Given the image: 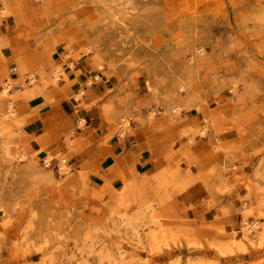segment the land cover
Returning a JSON list of instances; mask_svg holds the SVG:
<instances>
[{"label":"rangeland","instance_id":"rangeland-1","mask_svg":"<svg viewBox=\"0 0 264 264\" xmlns=\"http://www.w3.org/2000/svg\"><path fill=\"white\" fill-rule=\"evenodd\" d=\"M0 21V264H264V0H0ZM133 124L162 134L151 168L115 151Z\"/></svg>","mask_w":264,"mask_h":264},{"label":"crops","instance_id":"crops-1","mask_svg":"<svg viewBox=\"0 0 264 264\" xmlns=\"http://www.w3.org/2000/svg\"><path fill=\"white\" fill-rule=\"evenodd\" d=\"M7 23L8 21L5 23L0 21V33L2 29L7 26ZM70 89L72 92H76L77 86L74 84ZM69 106L70 105H68V108ZM86 116H91V114L88 112ZM131 130L134 132L133 136H127L122 141H119V144L115 147V151L118 152L119 156L124 159L125 163L130 168H143L144 166L146 168H151L148 166L149 164L152 165V159L155 158L158 153L165 151L166 148V146H164L162 134L159 133L154 135L150 133L147 128L139 124H133ZM38 137L39 135H34L35 139ZM34 146L36 147L39 145L35 144ZM252 173L250 169L239 172V174L246 176H251Z\"/></svg>","mask_w":264,"mask_h":264},{"label":"bare ground","instance_id":"bare-ground-1","mask_svg":"<svg viewBox=\"0 0 264 264\" xmlns=\"http://www.w3.org/2000/svg\"><path fill=\"white\" fill-rule=\"evenodd\" d=\"M2 88H3L2 91H0L1 95H3V96L7 95L10 87L8 85H5ZM259 203H260V206L264 209V196H260ZM257 227H258V225L256 222H252V224L249 226V228H254V229H256Z\"/></svg>","mask_w":264,"mask_h":264}]
</instances>
